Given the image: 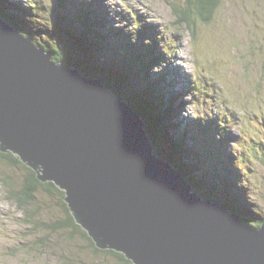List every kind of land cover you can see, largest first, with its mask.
Wrapping results in <instances>:
<instances>
[{"label":"water","instance_id":"water-1","mask_svg":"<svg viewBox=\"0 0 264 264\" xmlns=\"http://www.w3.org/2000/svg\"><path fill=\"white\" fill-rule=\"evenodd\" d=\"M0 152L64 191L100 250L133 264H264V222L246 225L195 193L130 103L1 16Z\"/></svg>","mask_w":264,"mask_h":264},{"label":"rangeland","instance_id":"rangeland-1","mask_svg":"<svg viewBox=\"0 0 264 264\" xmlns=\"http://www.w3.org/2000/svg\"><path fill=\"white\" fill-rule=\"evenodd\" d=\"M41 1L50 7L58 3ZM66 1L70 7L83 2ZM173 1L179 3L90 0L97 3L106 27L126 34L134 30L133 21L142 22L153 39H160L159 51L170 45L154 74L162 93L170 90L178 100L174 120L205 144L202 148L197 143L202 157L197 170L207 175L203 187L217 190L218 174L227 176L229 170L233 201L243 212L264 217V0H223L214 19L200 23L193 37L191 30L175 24ZM114 41L118 38H110L112 46L117 45ZM135 86L130 83V88ZM27 174L23 166L0 160V264H124L94 252L75 229H48V224L57 228L65 215L58 199L43 189L21 207L15 192L27 184Z\"/></svg>","mask_w":264,"mask_h":264},{"label":"trees","instance_id":"trees-1","mask_svg":"<svg viewBox=\"0 0 264 264\" xmlns=\"http://www.w3.org/2000/svg\"><path fill=\"white\" fill-rule=\"evenodd\" d=\"M57 1V5L50 7L41 0L23 2L0 0V16L19 30L25 38L32 39L38 47L52 53L54 61L75 66L86 76L102 80L118 98L126 100L144 117L155 153L170 163L174 169L181 171L195 193L203 199L225 207L240 217L246 225L260 228L264 217L243 212L233 201L232 190L227 185V181H231L229 170L227 176L218 174L220 186L217 190L203 187V179L207 175L197 170V163L202 162L201 154L197 151V143L202 148L205 144L198 142L195 136H189L186 128L181 129L182 122L174 120L175 115L178 116L174 105L178 100L170 90L162 93L160 78L154 74V69L164 63L165 53L170 50V45L166 50L163 46L164 52L159 51L160 39H153L150 35L152 31L148 26L132 19L135 28L133 31L127 30L126 34H123L119 28L106 27L99 17L97 3H91L90 0H83L71 6L74 10L66 0ZM178 1L179 3L174 1L172 3L174 13L178 16L175 24L191 30L192 37L199 30L200 23H209L214 19L223 2V0ZM111 37L118 38V41H114L117 45H111L109 42ZM135 40L141 41V45H137ZM132 82L136 83V86L130 88ZM137 87L139 90L136 91ZM188 158L192 162H188ZM226 158L230 162L231 158ZM0 160L14 167L23 166L27 170V184L20 191L15 192L21 207L36 199L35 195L40 189L58 199L65 217L57 228L54 224H48V229L52 231L62 228L75 229L84 235L89 242V248L94 252L110 254L124 264H133L121 253L112 250L103 251L95 246V242L87 232L76 224L64 201L65 192L54 183L40 182L36 171L29 168L13 153L0 152ZM261 160L264 162V158Z\"/></svg>","mask_w":264,"mask_h":264}]
</instances>
